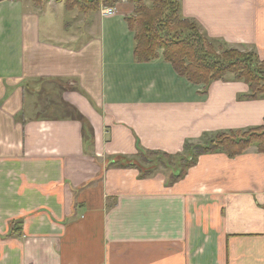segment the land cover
<instances>
[{
    "label": "crops",
    "instance_id": "1",
    "mask_svg": "<svg viewBox=\"0 0 264 264\" xmlns=\"http://www.w3.org/2000/svg\"><path fill=\"white\" fill-rule=\"evenodd\" d=\"M179 2L209 38L264 60V0ZM100 3L0 1V264H264L255 145L201 154L173 182L171 170L139 178L105 165L137 144L175 154L203 133L261 125L264 98L239 99L248 85L230 79L202 94L162 51L136 61L133 3L110 15ZM65 104L89 121L92 144Z\"/></svg>",
    "mask_w": 264,
    "mask_h": 264
},
{
    "label": "trees",
    "instance_id": "2",
    "mask_svg": "<svg viewBox=\"0 0 264 264\" xmlns=\"http://www.w3.org/2000/svg\"><path fill=\"white\" fill-rule=\"evenodd\" d=\"M32 1L41 4L45 0ZM100 1L102 5L112 6L116 0H66V6L78 7L82 11L99 10ZM129 1L133 3V11L125 16V20L134 33L133 54L136 61L155 59L161 50L163 60L169 62L179 76L202 86V94L207 92L211 82L230 79L248 85V92L239 94V99L264 98V60H260L254 51L240 50L228 46L222 39L209 38L193 18L180 14L179 0ZM59 106L49 104L46 110L54 114ZM62 110L64 116L81 123L83 142L92 144L93 130L89 121L73 106L65 104ZM250 145L264 152V119L261 125L243 130L203 133L199 141H186L183 150L175 154L147 150L137 144L135 156L110 155L105 165L136 168L139 178L150 176L163 166L172 171L170 180L173 182L181 178L201 154L224 152L233 157ZM173 156L178 165L170 162Z\"/></svg>",
    "mask_w": 264,
    "mask_h": 264
},
{
    "label": "built area",
    "instance_id": "3",
    "mask_svg": "<svg viewBox=\"0 0 264 264\" xmlns=\"http://www.w3.org/2000/svg\"><path fill=\"white\" fill-rule=\"evenodd\" d=\"M117 1V0H116ZM121 1H125V0H121ZM102 7V14L103 15H110V14H112L114 11H115V9H116V7H115V3H114V5H112V6H105V5H102L101 6Z\"/></svg>",
    "mask_w": 264,
    "mask_h": 264
},
{
    "label": "rangeland",
    "instance_id": "4",
    "mask_svg": "<svg viewBox=\"0 0 264 264\" xmlns=\"http://www.w3.org/2000/svg\"><path fill=\"white\" fill-rule=\"evenodd\" d=\"M148 4H150V1H148ZM159 51H161V50H159ZM170 162L171 163H173L174 165H178V161H176V158L173 156V157H171L170 158ZM161 163V162H160ZM157 171L159 172V171H161V172H163V173H169L170 172V169H167V168H164L163 166H160L158 169H157Z\"/></svg>",
    "mask_w": 264,
    "mask_h": 264
}]
</instances>
